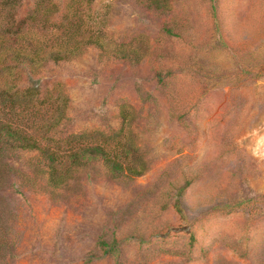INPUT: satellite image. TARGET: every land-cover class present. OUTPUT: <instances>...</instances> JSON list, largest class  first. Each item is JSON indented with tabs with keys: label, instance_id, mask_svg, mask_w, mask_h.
<instances>
[{
	"label": "rangeland",
	"instance_id": "374dc122",
	"mask_svg": "<svg viewBox=\"0 0 264 264\" xmlns=\"http://www.w3.org/2000/svg\"><path fill=\"white\" fill-rule=\"evenodd\" d=\"M52 1L105 42L33 75L69 99L53 139L85 131L146 170L96 159L54 186L37 153L8 154L0 264H264V0Z\"/></svg>",
	"mask_w": 264,
	"mask_h": 264
},
{
	"label": "trees",
	"instance_id": "16d2710c",
	"mask_svg": "<svg viewBox=\"0 0 264 264\" xmlns=\"http://www.w3.org/2000/svg\"><path fill=\"white\" fill-rule=\"evenodd\" d=\"M20 2L0 0V186L9 172L14 171L7 155L18 152L37 153L45 167L40 174L47 171L54 186L64 183L78 167L96 159L109 165L112 178L142 174L146 167L134 169V164L125 167L110 155L104 144L91 140L94 138L91 133H70L64 147L55 141L51 133L66 118L69 99L58 93L45 103L39 80L33 77L48 62L70 60L87 46L103 49L104 33L99 27L102 23L87 22L81 6L66 4L62 8L60 2L52 0L36 4L33 12L24 17L3 13L6 7L16 8ZM151 2L161 6V0ZM22 76L26 78L24 84Z\"/></svg>",
	"mask_w": 264,
	"mask_h": 264
}]
</instances>
